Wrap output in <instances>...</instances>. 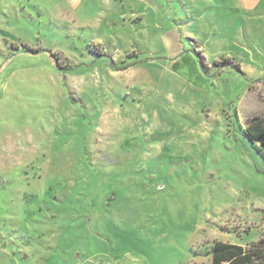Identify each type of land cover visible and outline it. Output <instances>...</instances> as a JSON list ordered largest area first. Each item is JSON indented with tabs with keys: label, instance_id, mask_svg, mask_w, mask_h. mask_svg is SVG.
<instances>
[{
	"label": "rangeland",
	"instance_id": "obj_1",
	"mask_svg": "<svg viewBox=\"0 0 264 264\" xmlns=\"http://www.w3.org/2000/svg\"><path fill=\"white\" fill-rule=\"evenodd\" d=\"M255 115L264 0H0V264L259 241Z\"/></svg>",
	"mask_w": 264,
	"mask_h": 264
},
{
	"label": "trees",
	"instance_id": "obj_2",
	"mask_svg": "<svg viewBox=\"0 0 264 264\" xmlns=\"http://www.w3.org/2000/svg\"><path fill=\"white\" fill-rule=\"evenodd\" d=\"M249 121L245 133L252 141H261L264 147V119L256 116ZM211 264H264V239L249 248L216 241L212 247Z\"/></svg>",
	"mask_w": 264,
	"mask_h": 264
},
{
	"label": "crops",
	"instance_id": "obj_3",
	"mask_svg": "<svg viewBox=\"0 0 264 264\" xmlns=\"http://www.w3.org/2000/svg\"><path fill=\"white\" fill-rule=\"evenodd\" d=\"M180 55H181V54H180ZM180 55H178V56H180ZM255 116H256V115H255ZM261 229H262V234H261V236H260L259 241H260L261 239H264V224H262ZM257 242H258V241H257ZM257 242H253V243H257ZM253 243H251V244H253ZM230 244H231V243H230ZM251 244H247L246 246H243V245H240V244H234V245H238V246H241V247H243V248H249ZM211 262H212V261H211Z\"/></svg>",
	"mask_w": 264,
	"mask_h": 264
}]
</instances>
